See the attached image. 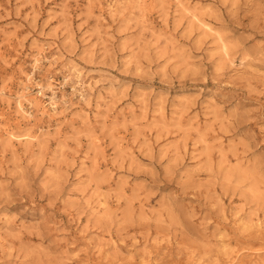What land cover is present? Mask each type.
<instances>
[{
	"label": "rangeland",
	"instance_id": "1",
	"mask_svg": "<svg viewBox=\"0 0 264 264\" xmlns=\"http://www.w3.org/2000/svg\"><path fill=\"white\" fill-rule=\"evenodd\" d=\"M0 264H264V0H0Z\"/></svg>",
	"mask_w": 264,
	"mask_h": 264
},
{
	"label": "bare ground",
	"instance_id": "2",
	"mask_svg": "<svg viewBox=\"0 0 264 264\" xmlns=\"http://www.w3.org/2000/svg\"><path fill=\"white\" fill-rule=\"evenodd\" d=\"M128 1H129V0H128ZM180 2H181V0H180ZM128 3H130V2H128ZM183 3H184V2H183ZM122 4H123V3H122ZM181 6H182V4H181ZM182 7H183V6H182ZM185 7H186V6H185ZM113 8H114V7H113ZM186 8H187V7H186ZM192 15H193V14H192ZM195 16H196V14H194L193 17H195ZM193 17H192V18H193ZM197 17H198V15H197ZM197 17H196V18H197ZM198 18H200V17H198ZM198 18H197V19H198ZM193 19H195V18H193ZM200 20H201V19H200ZM200 20H199V21H200ZM201 22H203V21L201 20ZM203 23H204V22H203ZM204 24H205V23H204ZM221 39H222V38H221ZM226 46H227V45H226ZM226 49H228V48H226ZM228 52H229V50H228ZM226 53H227V52H226ZM228 55H229V54H228ZM37 62H38V61H37ZM35 66H36V65H35ZM30 76H31V75H30ZM28 79H29V78H28ZM30 79H31V77H30ZM49 85H50V84H49ZM49 87H50V86H49ZM20 93H21V92H20ZM22 94H23V93H22ZM19 96H20V94H19ZM23 97H24V96H23ZM24 98H25V97H24ZM17 99H18V98H17ZM25 99H27V98H25ZM31 103H32V102H31ZM18 107H19V109H20V107H23V104H22L21 100H20V102H19V106H18ZM55 107H56V105H55ZM21 109H23V108H21ZM18 111L21 112L20 110H18ZM23 113H24V112H23ZM23 117H24V116H23ZM25 117H26V116H25ZM11 134H12V133H11ZM27 134H28V133H27ZM14 135H15V134H14ZM32 135H33V134H32ZM15 136H16V135H15ZM19 136H20V135H19ZM22 136H25V135H22ZM28 136H29V135H28ZM28 136H27V137H28ZM13 137H14V136H13ZM17 137H18V136H17ZM20 137H21V136H20ZM20 137H19V138H20ZM25 137H26V136H25ZM29 137H31V136H29ZM11 138H12V137H11ZM14 138H15V137H14ZM31 138H32V137H31ZM33 138L35 139L36 137L33 136ZM33 138H32V139H33ZM25 139H26V138H25ZM18 140H19V139H18ZM223 240H224V239H223ZM231 242H232V241H231ZM223 243H224V241H223ZM227 245H228V243H227Z\"/></svg>",
	"mask_w": 264,
	"mask_h": 264
}]
</instances>
